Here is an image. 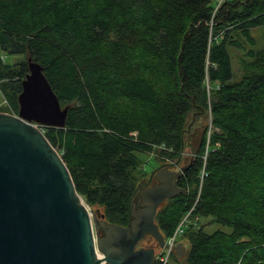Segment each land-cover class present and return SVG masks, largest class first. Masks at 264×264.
Instances as JSON below:
<instances>
[{"label": "trees", "instance_id": "16d2710c", "mask_svg": "<svg viewBox=\"0 0 264 264\" xmlns=\"http://www.w3.org/2000/svg\"><path fill=\"white\" fill-rule=\"evenodd\" d=\"M213 10V0H0V94L17 110L25 57L43 67L69 106L65 127L45 128V138L77 193L122 226L141 190L138 155L183 151L187 120L209 112L208 144L207 126L177 181L185 193L155 223L168 238L195 203L186 264H264V50L247 53L239 81L228 53L240 47L233 33L254 45L264 0ZM201 218L230 230L208 233Z\"/></svg>", "mask_w": 264, "mask_h": 264}, {"label": "water", "instance_id": "95a60500", "mask_svg": "<svg viewBox=\"0 0 264 264\" xmlns=\"http://www.w3.org/2000/svg\"><path fill=\"white\" fill-rule=\"evenodd\" d=\"M26 62L17 113H0V264H153L154 247L138 246L151 237L163 248L155 216L185 193L177 181L188 167L155 169V182L135 195L126 225L105 221L83 203L59 153L33 125L64 128L69 106L62 107L43 67ZM202 136L192 134V152ZM186 251L176 243L177 258Z\"/></svg>", "mask_w": 264, "mask_h": 264}, {"label": "rangeland", "instance_id": "374dc122", "mask_svg": "<svg viewBox=\"0 0 264 264\" xmlns=\"http://www.w3.org/2000/svg\"><path fill=\"white\" fill-rule=\"evenodd\" d=\"M217 0H213V3H216ZM227 1H233V0H227ZM234 39L237 40L240 43V47L239 48H235V47H228V53L231 57V67H232V72L234 75V80L233 81H239V79L241 78V76L244 73V68L246 65H248L251 61L252 58L247 56V53L249 51H254L255 53H258L259 51H263L264 50V26L261 27H257V28H253L250 30V36L252 37L253 41H254V45H250L249 42L247 41L246 38H244L243 36L239 35V33H233L232 34ZM26 57H25V61H26ZM18 61V59L16 57H10V56H6V63L7 64H11L13 62ZM27 64V62H26ZM205 87H208V84H205ZM18 111L17 110H13L11 104L9 103L8 99L4 96L0 94V113H7V114H16ZM210 122V115L209 112L207 115L198 118L197 120H193L192 118H190L189 120H187V122L184 125L185 131L188 132V136H190V138L192 137L193 133H198L199 131H203L205 130V127H207L209 125ZM209 128L207 130V139L209 138ZM187 136L185 137V147L183 149V151H180L179 153L173 152L172 150L170 151H161L158 148H154L153 152H151L150 154H140L138 155V158L141 161V164L138 168V171L141 173L142 175V179H141V175L137 174L136 178L138 179L139 183H138V190L139 192H141L145 187H146V182L149 181L150 179V175L151 173H153V171L157 168L160 167H165L168 168L169 170L172 171H176L178 172L179 170L175 168V166H170V164L174 163H178L177 166L179 167H186L187 162L189 160H191L194 156H196V154L194 152H192L191 150V145L187 143L186 140ZM189 138V137H188ZM208 142H206L205 147L207 146ZM158 151L161 152H166L168 154H176L175 159H167L165 157H162L164 155H160L158 154ZM205 153V152H204ZM155 182V181H154ZM153 182V183H154ZM201 182V177H200V181ZM199 189V185L197 187ZM82 201L83 203L88 207V209L90 211L95 212V210H100V212L102 213L103 208H100L98 206H90L86 203L85 198L82 197ZM103 214V213H102ZM184 217V216H183ZM105 220V217H104ZM106 221V220H105ZM188 222L192 223V218L190 217L188 219ZM200 223L204 225L206 232L208 233H213L217 230H222L224 232H228L230 229H228L227 227H223L220 226L216 223L211 224V219L209 218H201L200 219ZM210 224V225H209ZM186 230V229H185ZM177 243H181L183 245V247H185L186 249L189 247V243L187 241V239H183V237H178L177 238ZM140 245H142L144 248H149V247H154L155 250V257L158 256V254L160 253V248L157 245V243H155V241L151 238V237H147L145 241L141 242V244H139L138 248L141 247ZM175 252L172 253V255L169 257L168 259V263L169 264H186L185 260H183L184 256L181 258L176 259L174 256Z\"/></svg>", "mask_w": 264, "mask_h": 264}, {"label": "built area", "instance_id": "2783aa9c", "mask_svg": "<svg viewBox=\"0 0 264 264\" xmlns=\"http://www.w3.org/2000/svg\"><path fill=\"white\" fill-rule=\"evenodd\" d=\"M225 2V0H217L216 3H214V10H213V15L216 13V11L220 8V6ZM4 61V57H0ZM36 128H38L43 134L44 130L46 127L40 126L38 124H33ZM209 132H211V123L209 122L208 125ZM210 135V133H209ZM208 142V140H207ZM158 149L160 150H168L164 145H159ZM170 151V150H168ZM207 152L205 151V154L203 156L204 161L206 160ZM203 175V174H202ZM195 203L194 205L185 213L184 217L180 220L179 224L175 228L173 234L169 236L168 238H164V246L163 248H160V253L158 256L154 257V262L153 264H168V259L174 252V247L177 243V238L182 237L184 234L185 228L188 226L190 222H188V216L190 213L194 210Z\"/></svg>", "mask_w": 264, "mask_h": 264}, {"label": "flooded vegetation", "instance_id": "af4514ba", "mask_svg": "<svg viewBox=\"0 0 264 264\" xmlns=\"http://www.w3.org/2000/svg\"><path fill=\"white\" fill-rule=\"evenodd\" d=\"M177 164H178V163H174V165H173V164H170V166H171V167H172V166H175V168L179 170L181 167L177 166ZM154 181H155V180H154V177H152V178L149 179L148 182H146V184L149 186V185L153 184ZM147 185H146V186H147ZM124 226H125V225H124ZM140 244H141V243H140ZM140 246L143 247L142 245H140Z\"/></svg>", "mask_w": 264, "mask_h": 264}, {"label": "bare ground", "instance_id": "6f19581e", "mask_svg": "<svg viewBox=\"0 0 264 264\" xmlns=\"http://www.w3.org/2000/svg\"><path fill=\"white\" fill-rule=\"evenodd\" d=\"M97 255H98V254H97ZM98 256H99V257H102V255H101V254H99Z\"/></svg>", "mask_w": 264, "mask_h": 264}]
</instances>
